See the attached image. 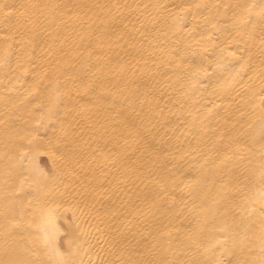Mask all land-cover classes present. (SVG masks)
Masks as SVG:
<instances>
[{
	"label": "bare ground",
	"instance_id": "bare-ground-1",
	"mask_svg": "<svg viewBox=\"0 0 264 264\" xmlns=\"http://www.w3.org/2000/svg\"><path fill=\"white\" fill-rule=\"evenodd\" d=\"M0 264H264V0H0Z\"/></svg>",
	"mask_w": 264,
	"mask_h": 264
}]
</instances>
